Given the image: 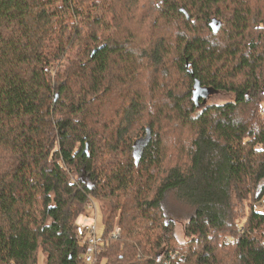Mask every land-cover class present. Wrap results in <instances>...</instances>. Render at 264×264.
Instances as JSON below:
<instances>
[{
  "label": "trees",
  "instance_id": "trees-1",
  "mask_svg": "<svg viewBox=\"0 0 264 264\" xmlns=\"http://www.w3.org/2000/svg\"><path fill=\"white\" fill-rule=\"evenodd\" d=\"M263 199L264 0H0V264L90 200L94 264H264Z\"/></svg>",
  "mask_w": 264,
  "mask_h": 264
},
{
  "label": "rangeland",
  "instance_id": "rangeland-1",
  "mask_svg": "<svg viewBox=\"0 0 264 264\" xmlns=\"http://www.w3.org/2000/svg\"><path fill=\"white\" fill-rule=\"evenodd\" d=\"M231 97V94L226 93H220L217 95H213L210 99V102H221L229 99ZM264 200V199H263ZM261 206H264L263 203ZM96 208H97V222H98V229H97V235L100 236L103 234L105 230V216L106 211L101 208L99 201L96 200ZM95 216V210L89 209V207H86V211H84L81 216L77 219V223L81 224H88L94 220ZM175 233L179 240H186L187 236L185 234L184 224L182 222L176 223V230ZM45 258V254L42 251H39V261L38 264H43Z\"/></svg>",
  "mask_w": 264,
  "mask_h": 264
},
{
  "label": "built area",
  "instance_id": "built-area-1",
  "mask_svg": "<svg viewBox=\"0 0 264 264\" xmlns=\"http://www.w3.org/2000/svg\"><path fill=\"white\" fill-rule=\"evenodd\" d=\"M264 205V200L260 201V204ZM87 207L89 209H94L95 210V216L94 220L88 224L81 223L76 226V231L78 233V236H84L87 237L86 241L88 243L87 248H86V257H87V262L85 264H94V259H93V254L99 238L97 237V229H98V222H97V208H96V202L93 200H90L88 202ZM119 234V228L116 227V229L112 232L113 236H117Z\"/></svg>",
  "mask_w": 264,
  "mask_h": 264
}]
</instances>
